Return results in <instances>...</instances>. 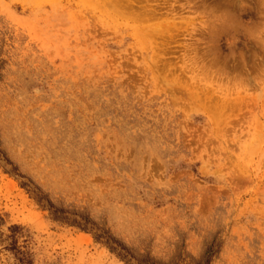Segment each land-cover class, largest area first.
I'll list each match as a JSON object with an SVG mask.
<instances>
[{"label": "rangeland", "instance_id": "obj_1", "mask_svg": "<svg viewBox=\"0 0 264 264\" xmlns=\"http://www.w3.org/2000/svg\"><path fill=\"white\" fill-rule=\"evenodd\" d=\"M4 247L264 264V0H0Z\"/></svg>", "mask_w": 264, "mask_h": 264}, {"label": "trees", "instance_id": "obj_2", "mask_svg": "<svg viewBox=\"0 0 264 264\" xmlns=\"http://www.w3.org/2000/svg\"><path fill=\"white\" fill-rule=\"evenodd\" d=\"M14 229L16 228H11L12 231ZM4 250L12 256V264H32L27 247H4Z\"/></svg>", "mask_w": 264, "mask_h": 264}]
</instances>
